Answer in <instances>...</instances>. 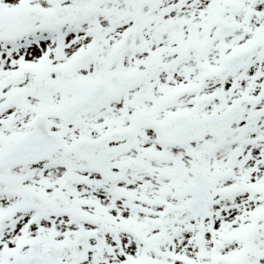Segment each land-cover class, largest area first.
Here are the masks:
<instances>
[{
	"label": "snow or ice",
	"instance_id": "snow-or-ice-1",
	"mask_svg": "<svg viewBox=\"0 0 264 264\" xmlns=\"http://www.w3.org/2000/svg\"><path fill=\"white\" fill-rule=\"evenodd\" d=\"M0 264H264V0H0Z\"/></svg>",
	"mask_w": 264,
	"mask_h": 264
}]
</instances>
